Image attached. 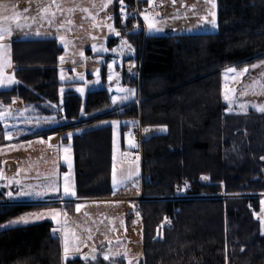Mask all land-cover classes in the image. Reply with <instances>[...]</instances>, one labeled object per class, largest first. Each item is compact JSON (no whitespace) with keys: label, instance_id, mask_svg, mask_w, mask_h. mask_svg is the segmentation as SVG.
<instances>
[{"label":"trees","instance_id":"trees-1","mask_svg":"<svg viewBox=\"0 0 264 264\" xmlns=\"http://www.w3.org/2000/svg\"><path fill=\"white\" fill-rule=\"evenodd\" d=\"M138 5L145 3L138 0ZM216 5L215 32L144 36L121 30L135 48L132 60L139 70L138 80L124 75L123 83L137 87L139 102L113 108L101 88L88 91L82 105V98L67 90L59 112L66 123L45 132L47 137L75 123L136 116L145 127L166 128L141 143L144 199L137 207L143 253L135 264H264V235L255 216L264 203V112H228L221 90L224 67L264 60V0H216ZM131 28L129 23L126 29ZM116 40L110 37L108 46ZM61 53L55 39L14 41L17 84L0 90V99L56 104ZM81 112L88 117H80ZM127 129L121 125L122 132ZM111 140L110 124L73 134L78 198L111 193ZM182 183L188 184L186 196H175ZM65 204L72 210L74 202ZM51 205L5 203L0 187V223ZM52 229L49 220L0 229V264H128L122 256H75L62 262L60 238Z\"/></svg>","mask_w":264,"mask_h":264},{"label":"rangeland","instance_id":"rangeland-1","mask_svg":"<svg viewBox=\"0 0 264 264\" xmlns=\"http://www.w3.org/2000/svg\"><path fill=\"white\" fill-rule=\"evenodd\" d=\"M74 1L63 3L65 6L64 10L67 11L68 26L75 34L72 32L71 37L73 38H67L63 41V50L58 59L57 75L58 80L61 82L58 103L62 100V93L67 86H70L82 98V105L88 90L101 88L107 90L110 104L113 108L134 100L138 95L137 87L123 83L124 75L129 77L132 70L137 68L136 62L132 60L136 54L134 46L128 41L127 37L121 35V29L114 26L113 23L109 26H112L114 30H110L109 26L101 25L99 22L95 24L92 30L86 27L81 20L83 14H78L80 7H78L77 12L74 7ZM88 4L89 2L87 1L83 2L82 7H87ZM69 9H72V11H69ZM142 20L143 25H146L144 17ZM137 22L142 26L139 21ZM85 33L89 34L90 37H87L88 39L80 37L82 40H79L78 36H83L82 34ZM110 37L117 39L112 47H109L107 43ZM122 40L127 41L131 45V48L129 49L123 46ZM93 46H95V50ZM7 48V46L0 44L2 77H13L17 81L13 72L8 74L6 71V67L12 63V55L7 52ZM61 57L69 61L72 65V70L61 65L63 61ZM76 65L81 67L82 72L78 71ZM109 65H111V68ZM62 76L63 79L61 78ZM259 80V78H256L255 82H261ZM10 86L11 84L0 86V90L13 87ZM120 88L133 89L135 90V94H128L129 99L121 101L119 97L127 93L119 92L118 89ZM77 89H83V92L77 91ZM113 96L117 97L116 103H113ZM19 100L16 97H12L10 100L0 99V113H8L7 115L0 116V187H5L7 194L9 192L13 193V198L10 199L23 198L26 200L32 199L34 200L33 202H40L41 200L35 199L47 196L53 199L64 200H58L56 202L49 201V203H55V205L21 213L0 223V225H8L9 221L17 220L21 216H26L30 213H44L45 218L42 220L52 221L53 225L61 231L59 235L62 249V262L75 256L93 259V257L104 258L107 254L110 258L122 256L128 261V264L129 262L135 264L143 253L142 226L137 202L144 199V196L140 191L143 178L141 175L139 144L129 135L128 131H121V125L130 118L109 121L112 135L110 162L111 193L104 198L82 200L77 195H64L65 174L69 172L76 193L71 142L73 132H68L66 134L68 139L66 141H59L58 146H49L46 142L47 140L44 145V140L41 137L34 136L24 139V137L32 135L34 130L47 128L54 123L53 120L47 121L33 117L21 100L22 105L18 108L17 102ZM138 102L139 99L137 100ZM253 102L255 105H264V98H260V100L255 99ZM61 103L62 101H60L62 111ZM53 111L54 114L58 113L56 109H53ZM227 111L231 113L238 112L230 108H227ZM244 112L239 111V113ZM113 121L116 123L113 124ZM75 126V133L82 129L85 130L87 127L79 123H75ZM147 128L150 133L166 132L164 126ZM6 132L10 138H6ZM69 133H71L70 136L68 135ZM130 140L132 143H129ZM123 144L124 149L122 147ZM88 156L91 157L90 154ZM9 161L17 162V169L16 174H12L6 178L4 172L5 164ZM69 164H71V169H69ZM95 164L97 167H100L98 160ZM114 165L118 178L122 175L126 176L129 171L135 174L131 179L114 186L112 180ZM204 181L206 182V180ZM48 185H54V187L58 188V191H49ZM21 188L24 190L44 192L45 195L39 197L35 195L15 197V193L21 190ZM4 195L6 194L4 193ZM75 199L81 200L75 201ZM63 201L74 202L72 210H69V205ZM77 204L80 205L79 210H77ZM52 210H55V219L52 218ZM129 213L131 214L130 219H128ZM255 216L261 225L260 218L264 217L263 202L261 203L259 211L255 213ZM27 218L30 220L27 224L42 221H34V217L31 216ZM20 225L26 224L21 222L8 227ZM65 245L69 249V256L66 260L63 259ZM83 247L88 248L86 254L81 252Z\"/></svg>","mask_w":264,"mask_h":264},{"label":"crops","instance_id":"crops-1","mask_svg":"<svg viewBox=\"0 0 264 264\" xmlns=\"http://www.w3.org/2000/svg\"><path fill=\"white\" fill-rule=\"evenodd\" d=\"M68 1L73 2V0H0V26L8 27L11 29V33L5 34L4 39L0 40V44L7 46V52L12 55V45L14 41L55 39L57 44L63 50V41L67 38H73L71 37V33L73 31H71L68 26L67 11L64 10L65 6L63 5V3H66ZM86 1L89 2V4L87 5V7H82V3ZM120 1L122 0H75L74 7L77 12L79 9L78 7H80V12L78 14H83L81 17L82 22L86 27H88L89 29L91 28L92 30L97 22L104 26H109L113 23L115 26L116 4ZM133 1L138 2V0ZM141 1H143L145 5L152 9V13L148 15L150 19L154 20L158 24V26L163 29L160 32H149L147 29V25H143V15L140 21V24H142V26L138 24V20L135 21L134 24L132 22V24L133 26H139L142 29L144 36L160 35L164 33L197 34L215 32L218 29V24L217 29L213 30L210 25L201 21L200 19L203 16H207V19L209 20L211 19V16L208 15L209 11L211 10V4L208 3L207 0H152L151 6L149 5V0ZM45 8H47L48 11H43V9ZM83 9H87V11H84ZM215 11L217 15V5ZM17 24H20L22 26L17 27ZM37 33H39V35H37ZM73 34L75 33L73 32ZM82 35L83 36H78L79 40L82 37H85V39H88L87 37H90V35L87 33ZM61 65L72 70V65L68 60L64 58ZM253 65H256L257 67H253ZM76 66L78 71L82 72L81 67L79 65ZM15 68L16 67L12 61V63H10L8 67H6V71L8 74H11ZM256 78H259V81L261 82L256 83ZM221 80L222 97L225 104L227 105V108L238 112H246L251 109L257 110L256 108L259 105H255L253 100H260V98H264V60L250 62L239 67L234 65L226 66L221 70ZM16 84L17 83L11 84L10 87ZM67 90L74 91L70 86L65 87L62 93V99L64 92ZM225 93L229 95L230 100L232 101L231 103L224 99ZM134 100H138V95ZM60 101L56 104H50L48 102H39L37 104L23 103L25 108L29 110L33 117L45 119L47 121L53 120V125H50L47 128H39L32 132V134H35L36 137H41L44 140V145L45 141L47 140L46 142L49 146H58L61 138L68 139V136L66 135L68 132H73L71 135L73 136V134L79 133L83 130L82 129L75 133L74 129L76 126H74L51 135V139H49L50 137L46 138L45 132L47 129L66 123V119L62 116H59V112L61 111ZM21 105L22 104L19 100L17 102V107L19 108L21 107ZM241 105H245V107L241 108ZM52 107L54 108V110L56 109L58 113L54 114L52 112ZM82 116L84 118L88 117V115L81 112L80 117ZM52 117H54L55 119H50ZM111 120L114 119L98 120L93 124L91 123L89 125H86V129L108 125L110 124L109 121ZM122 147L124 149V144ZM16 165L17 162L14 161H9L5 164L4 172L6 178H8V176L12 174H16ZM3 193L6 194L5 203H34V200L32 199H10L7 196V189L5 187H3ZM35 200H41L40 202L42 203H49V201L56 202L58 200L61 201L64 199H53L45 196L43 198ZM77 200L81 199H75V201ZM52 233L60 238L59 234L61 233V231H59L58 227H56L55 225H53ZM83 249H86V251L82 252ZM87 251V247H83L81 249V252L83 254H86Z\"/></svg>","mask_w":264,"mask_h":264},{"label":"snow or ice","instance_id":"snow-or-ice-1","mask_svg":"<svg viewBox=\"0 0 264 264\" xmlns=\"http://www.w3.org/2000/svg\"><path fill=\"white\" fill-rule=\"evenodd\" d=\"M207 2L211 4V10L208 13V15L211 16V19L210 20L207 19V16H203L200 19H201V21H203V22L207 23L208 25H210L213 30H215V29H217V19H216V11H215L216 3H215V0H207ZM151 4H152V0H149V5L151 6ZM105 7H106V5H105ZM83 10L87 11V9H83ZM43 11H48V9L45 8V9H43ZM69 11H72V9H69ZM122 15H126V14L123 13V4H122ZM144 20H145V23L147 25V29H148L149 32H151V31L160 32V31L163 30L161 27L158 26V24L154 20L150 19V17L148 15H144ZM21 26L22 25L17 24V27H21ZM109 28H110V30H114V29H112V26H109ZM10 33H11V29L10 28L0 26V40L4 39V35L5 34H10ZM37 35H39V33H37ZM117 35H119V33H117ZM122 45L127 47V48H129V49L131 48V45L128 44L127 41L122 40ZM93 48L95 50V46H93ZM113 51H115V49H113ZM61 60H63V57H61ZM109 67L111 68V65H109ZM253 67H257V66L253 65ZM0 77H2V66H0ZM61 78L63 79V76ZM109 78L111 79V77H109ZM14 83H17V81H15L13 77H2V78H0V86H6V85L14 84ZM77 91L83 92V89H77ZM118 91L119 92H123V93H127L126 95H123V96L119 97V99L121 101L129 99V95L128 94H131V95L135 94V90H133V89L120 88V89H118ZM224 99L226 101H229V103L232 102L230 100V97H229V95L227 93H225ZM112 100H113V103H116L117 102V97L113 96ZM240 107L243 108V107H245V105H241ZM257 110L261 111V112H264V105L258 106ZM7 114L8 113H0V116L7 115ZM46 119H49V118H46ZM50 119H55V118L52 117ZM112 123L115 124L116 122L113 121ZM68 135L70 136L71 133H69ZM5 136H6V138H10L8 136L7 132L5 133ZM49 139H51V137ZM129 143H132V141L130 140ZM69 169H71V164H69ZM134 174L135 173L129 171L126 176L122 175V176H120L118 178L117 175H116L115 165H114L113 176H112L113 185L116 186L118 184L124 183L125 181L131 179ZM48 190L49 191H58V188L54 187V185H48ZM7 195H8L9 198H13V193L12 192H9ZM33 195L39 197V196L45 195V193L44 192L34 191V190H24L23 188H21V190H19V191H17L15 193V197L33 196ZM64 195L65 196H75L76 195V193L74 191V186L72 184V178H71L70 172L65 174ZM79 208H80V205L77 204V210H79ZM29 216L34 217V221H39V220H42V219L45 218V214L44 213H30V214H27L26 216H21L17 220L9 221L8 225H0V228H6V227H8L10 225L18 224V223H21V222L27 224V223L30 222V220L27 218ZM52 218L53 219L56 218L55 217V210H52ZM165 219L167 220V218H165ZM260 220H261V234L264 235V217H261ZM53 231H55V230H53ZM77 251H78V249H77ZM241 251H243V249H241ZM68 256H69V249H68L67 245H65L64 246V252H63V259L66 260L68 258ZM93 259H95V257H93ZM104 259L107 260V259H110V257L106 254L104 256ZM129 264H131V262H129Z\"/></svg>","mask_w":264,"mask_h":264},{"label":"built area","instance_id":"built-area-1","mask_svg":"<svg viewBox=\"0 0 264 264\" xmlns=\"http://www.w3.org/2000/svg\"><path fill=\"white\" fill-rule=\"evenodd\" d=\"M122 4L123 13L126 15H122ZM116 11L120 22V29L125 28L128 22H133V24L137 20L140 22L143 15H150L152 13V9L150 7H148L147 5L139 6L138 2L136 1H133V4L130 6L124 3L123 1H120L116 4ZM136 67L137 68L133 69L129 76L134 79H139L138 66L136 65ZM128 132L129 135L139 144V149L142 141L146 139L150 134L148 128L141 124L139 116L130 118L128 120ZM187 188V183L180 184L178 187L175 188L174 195L178 197L186 196L185 190ZM83 251H85V249H83Z\"/></svg>","mask_w":264,"mask_h":264},{"label":"water","instance_id":"water-1","mask_svg":"<svg viewBox=\"0 0 264 264\" xmlns=\"http://www.w3.org/2000/svg\"><path fill=\"white\" fill-rule=\"evenodd\" d=\"M142 31V29L139 26L133 27L129 30H127L125 33L127 35H136V34H140Z\"/></svg>","mask_w":264,"mask_h":264}]
</instances>
